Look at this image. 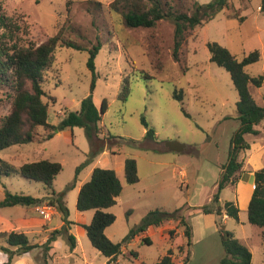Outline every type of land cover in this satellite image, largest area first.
<instances>
[{"label":"rangeland","instance_id":"rangeland-1","mask_svg":"<svg viewBox=\"0 0 264 264\" xmlns=\"http://www.w3.org/2000/svg\"><path fill=\"white\" fill-rule=\"evenodd\" d=\"M70 1L68 12L67 0H0V20L8 25L0 22V45L39 46L63 29L64 39L86 48L78 51L59 45L55 51L44 86L48 94L44 100L49 104L51 98L56 101L49 109L51 125L59 126L70 112L79 111L82 100L89 96L98 109L104 100L108 103L97 128V137L105 150L79 173L78 168L88 161L92 150L86 130L81 127L55 131L52 137H49L51 131L40 127L32 143L0 152V158L9 161L16 171L11 177L0 178V202L6 191L36 198L51 197L54 191L63 194L69 220H82L79 228L75 224L66 226L55 207L48 206L51 208L49 218L37 211L38 215L34 214L30 209V216H40L45 222L37 235H28L33 245H38L48 235L45 233L51 235L63 226L67 231L57 234L48 251L39 245L30 252L28 261L33 264H108V259L91 245L84 228L91 224L94 211L79 212L76 207L80 187L90 180L94 169L101 168L114 170L123 188L116 205L106 210L116 217L105 232L111 241L121 242L150 211L157 209L168 213L181 210L193 229V244L188 248L183 246L187 240L179 221L153 227L148 233L151 244L143 243L144 234L131 239L117 264H154L171 249L175 264H181L188 253L189 264H220L226 256L222 231L232 232L247 246L253 255L252 264H264L263 229L249 222L248 207L240 203L237 185L224 189L221 201L238 205V221L223 219L225 215L207 218L197 210L209 204L217 192L232 138L240 128L238 92L229 73L211 62L208 44L218 43L239 61L258 50L259 62L246 67V72L251 77L264 76L263 0H232L228 9L186 35L179 61L173 57L172 21H161L150 29H131L120 14L110 9L114 0ZM168 1L173 6L177 3V0ZM212 1L186 0L185 6L191 9L195 2ZM98 43L101 49L95 59L96 82L92 88L94 74L88 67L89 50ZM144 74L152 77L148 79ZM127 78H130V95L122 102L119 96ZM250 91L256 104L264 106V84L260 88L250 85ZM12 95L10 87L0 88V126L11 111ZM143 117L155 131V139L146 138ZM263 126L264 123L259 127L262 131L259 138L247 136L250 145L262 148L256 150L252 146V151L242 155L247 164L241 179L245 192L249 173L264 168ZM169 141L182 143L186 149L180 153L157 151L158 146ZM128 158L138 163L140 181L135 185H129L125 179ZM43 160L60 163L63 167L53 189L25 179L19 173L21 165ZM174 167H183L187 178L182 180L179 174L173 176ZM76 178L75 187L69 189ZM26 208H3L0 214L20 215L28 210ZM171 230L175 231L172 239ZM68 234L77 240L74 250ZM132 252L137 253V257Z\"/></svg>","mask_w":264,"mask_h":264},{"label":"trees","instance_id":"trees-1","mask_svg":"<svg viewBox=\"0 0 264 264\" xmlns=\"http://www.w3.org/2000/svg\"><path fill=\"white\" fill-rule=\"evenodd\" d=\"M232 0H213L208 4L195 2L191 9L186 8V0H177L172 5L168 0H114L110 9L123 17L124 24L131 29L154 28L159 22L170 20L174 24V52L173 57L179 61V51L188 33L196 27L213 20L217 14L230 7ZM70 0H67L69 12ZM261 11H264V0ZM5 26L6 22L0 20ZM63 29L54 36L48 38L39 46L29 45L22 47L17 44L13 46L0 45V88L3 86L12 89V103L10 113L2 120L0 126V152L15 145L30 144L38 133L37 129L42 127L51 131L52 137L55 131L65 128L81 127L86 130L87 138L91 144V153L88 161L78 168L77 173L88 165L97 155L105 150L100 145L101 140L97 137L98 124L107 112L108 103L104 100L100 109L89 96L82 100L80 110L70 112L63 118L59 126L49 123V109L52 103L45 101L48 94L45 91L47 76L52 68L54 54L59 45L78 51H85L86 48L66 40L63 37ZM101 49V44L89 50L90 57L88 67L93 72L94 78L92 88L95 87V59ZM211 54V62L225 69L238 92L237 119L240 128L234 134L228 154V161L222 166V175L218 182L217 192L212 196L209 204L197 209L207 216H224L239 220L240 209L234 202H222L221 193L229 186L237 185L244 173L245 159L242 153L250 149L247 136L258 137L260 131L256 129L264 121V106L256 104L250 85L260 88L264 84V76L251 77L246 72V67L259 62L261 54L255 50L239 61L227 48L216 42L208 44ZM148 79L152 76L144 74ZM130 95V78L124 80L120 93V100L126 102ZM146 128V138L155 139V131L150 128L146 118H142ZM162 151H167L165 147ZM63 167L60 163L48 160L25 163L20 166L19 173L25 179L35 181L53 189V184ZM16 171L13 165L0 158V178L11 177ZM124 174L129 185H135L140 181L138 163L134 158L125 161ZM255 187L248 205V220L252 225L263 229L262 239L264 241V168L254 172ZM77 178L68 186L75 187ZM122 185L114 170L96 168L91 178L83 184L77 198V210L79 212L94 211L90 225L84 226L91 245L108 259V264H117L118 259L124 254L126 245L135 237L145 234L151 227H161L170 221H179L184 227L186 244L190 248L192 242V227L187 223L181 210L175 213H168L163 210L150 211L142 220V223L121 242L111 241L105 234L106 229L113 225L116 217L107 213L117 203V198L122 193ZM46 204L55 207L62 216L66 226L75 224L69 220L70 213L63 200V194H56L53 191L51 197L36 198L30 195L13 194L5 192V198L0 202V209L11 207H37ZM208 218V217H207ZM216 223V221H215ZM66 226L62 230H55L48 240L42 245L47 251L51 248L52 242L58 233L67 231ZM175 231H170L171 239ZM71 249L77 246L76 238L68 234ZM221 242L225 249L226 256L220 264H252L253 255L242 241L237 239L232 232L222 231ZM143 243L151 244L148 237L143 238ZM39 245H33L27 235L21 231H10L0 233V251L8 255V261L3 264H14L21 256L32 252ZM137 257V253L132 252ZM174 252L171 250L154 264H175ZM189 253L183 259L182 264H189Z\"/></svg>","mask_w":264,"mask_h":264},{"label":"crops","instance_id":"crops-1","mask_svg":"<svg viewBox=\"0 0 264 264\" xmlns=\"http://www.w3.org/2000/svg\"><path fill=\"white\" fill-rule=\"evenodd\" d=\"M263 123H264V121L259 126L256 127V129L260 131V135H258V137H255V138H259L261 136L262 131L259 129V127H261V125H263ZM263 129H264V126H263ZM166 143L158 146L157 151L165 152V151H162V148H163V146L166 148V146H165ZM252 146H255V145L254 144L250 145L249 150H251V151L253 149ZM261 148H262L261 146H259L258 148L255 146L256 150H260ZM249 150H247V151H249ZM167 152H171V151L167 149ZM242 155H243V153H242ZM241 157L243 158V156H241ZM250 161H251V159H249V162ZM178 164H179V162H178ZM246 167H247V164H246V160H245L244 172L246 171ZM257 170L258 169H253V171H251V173H249V176H248L249 179H247L248 186H247L246 192L244 191V185H245L243 183L244 180H240L237 184L240 203L241 204L245 203L246 207H248L250 200H251V197H252V194H253V191H254V187H255L254 171H257ZM177 174H179V176H181L182 180H185L188 176L187 171L183 167H181V168L174 167L173 168V176H176ZM19 207H21V206H19ZM26 209H28V210L23 209L24 212H22V214H20V215L19 214L18 215L11 214V215L7 216V215L0 214V233H7L9 231H7L5 229L11 228L12 230H10V231H21V232H24L28 237V235H34V234L37 235V232L42 231V229L44 228V223H45L44 220L40 216L39 217L34 216V215L30 216V214H29L30 209H31V211L34 212V214L38 215V213L36 212V208L35 207L28 208L27 207ZM224 217L225 218H223V219L228 218L227 215H225ZM74 223L79 228V226L82 224V220L79 218V221H76ZM152 228L153 227L149 228L148 231L142 237L143 238H145V237L149 238L148 233L151 232ZM167 230H169V229H167ZM163 231H166L165 228H163ZM45 234H48V235H45L43 237L42 241L38 245L42 246L44 244V242H46L48 240V238L50 237L49 233H45ZM29 255H30V253L21 256L15 264H26L27 262L29 263L31 261V260L28 261V259H30ZM6 259H7V256L5 254L0 253V264L6 262L7 261ZM30 263L33 264V262H30ZM117 263H119V259H118ZM181 264H182V262H181Z\"/></svg>","mask_w":264,"mask_h":264},{"label":"water","instance_id":"water-1","mask_svg":"<svg viewBox=\"0 0 264 264\" xmlns=\"http://www.w3.org/2000/svg\"><path fill=\"white\" fill-rule=\"evenodd\" d=\"M166 148L170 150L171 152H183L186 146L182 143H179L177 141H169L166 143Z\"/></svg>","mask_w":264,"mask_h":264},{"label":"built area","instance_id":"built-area-1","mask_svg":"<svg viewBox=\"0 0 264 264\" xmlns=\"http://www.w3.org/2000/svg\"><path fill=\"white\" fill-rule=\"evenodd\" d=\"M51 210L50 207L48 206H37L36 207V211L39 212L43 217H46V218H49L50 217V214H49V211Z\"/></svg>","mask_w":264,"mask_h":264}]
</instances>
